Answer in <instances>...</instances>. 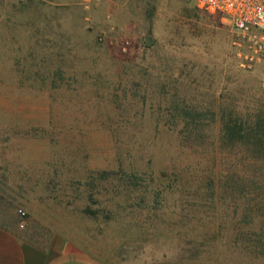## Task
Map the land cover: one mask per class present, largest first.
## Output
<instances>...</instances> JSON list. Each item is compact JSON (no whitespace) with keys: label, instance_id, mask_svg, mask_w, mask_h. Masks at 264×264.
<instances>
[{"label":"rangeland","instance_id":"1","mask_svg":"<svg viewBox=\"0 0 264 264\" xmlns=\"http://www.w3.org/2000/svg\"><path fill=\"white\" fill-rule=\"evenodd\" d=\"M235 38L190 0H0L5 218L104 264H264V67Z\"/></svg>","mask_w":264,"mask_h":264},{"label":"built area","instance_id":"2","mask_svg":"<svg viewBox=\"0 0 264 264\" xmlns=\"http://www.w3.org/2000/svg\"><path fill=\"white\" fill-rule=\"evenodd\" d=\"M190 1L229 23L236 36L232 46L239 69L249 72L258 66L264 67V0ZM127 45L123 43V51Z\"/></svg>","mask_w":264,"mask_h":264},{"label":"crops","instance_id":"3","mask_svg":"<svg viewBox=\"0 0 264 264\" xmlns=\"http://www.w3.org/2000/svg\"><path fill=\"white\" fill-rule=\"evenodd\" d=\"M18 227L0 209V264H104L71 242L56 240L44 246L30 241Z\"/></svg>","mask_w":264,"mask_h":264}]
</instances>
